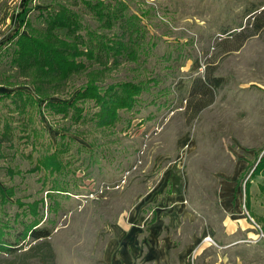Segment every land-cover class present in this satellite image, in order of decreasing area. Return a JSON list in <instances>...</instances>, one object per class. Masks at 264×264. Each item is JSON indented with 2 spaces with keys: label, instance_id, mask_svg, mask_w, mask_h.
<instances>
[{
  "label": "rangeland",
  "instance_id": "1",
  "mask_svg": "<svg viewBox=\"0 0 264 264\" xmlns=\"http://www.w3.org/2000/svg\"><path fill=\"white\" fill-rule=\"evenodd\" d=\"M23 1L0 0V53L18 28L15 14ZM125 1L131 11H147L144 24L156 46L145 65L124 63L101 78L104 85L142 81L147 88L133 109L119 111L115 125H69L58 116L41 122L34 109L23 111L0 93V126L15 135L5 150L12 167L28 169L49 149L73 162L71 170L85 158L76 172L83 178L79 194L53 198L56 264H161L149 261L153 230L155 247L169 241L168 261L193 243L189 264H264V191L261 175L251 176L264 147V28L232 51H225L233 44L223 34L249 27L247 12L260 10L264 0ZM30 6H42L41 0ZM205 71L225 81L212 102L196 111L186 88ZM84 81V73L73 76L68 90ZM18 82L14 89L32 92L26 78ZM3 91L7 87L0 84ZM84 107L89 116L96 111L92 102ZM65 130L75 144L66 151L59 139ZM76 143L86 148L80 155ZM3 160L0 180L14 185L17 196H45L42 173L11 177ZM173 167L182 176L180 194L166 193ZM246 181L252 218L244 206ZM239 218L247 220L246 229L227 235L229 220ZM206 242L210 247L196 255Z\"/></svg>",
  "mask_w": 264,
  "mask_h": 264
},
{
  "label": "trees",
  "instance_id": "2",
  "mask_svg": "<svg viewBox=\"0 0 264 264\" xmlns=\"http://www.w3.org/2000/svg\"><path fill=\"white\" fill-rule=\"evenodd\" d=\"M31 1L24 0L17 10L15 20L18 28L2 45L6 48L0 53V65L3 64L0 75L11 80L4 83L0 80V84L7 87V91L0 92L1 96L8 97L23 111L27 107L34 109L41 122L47 121L46 116H58L67 120L69 125L86 120L97 128L115 125L120 121L119 111L133 109L147 88L142 81L104 85L101 78L105 72L124 63L145 65L149 61L156 43L144 24L147 11H131L125 0H41L42 6L37 8L30 6ZM260 8L247 12V15L251 14L249 27L239 26L238 30L233 28L223 32L227 36L224 39H231L233 44L225 51L238 50L249 37L264 28V3ZM82 73L85 81L69 91L68 81ZM19 78H26L32 92L14 89ZM224 81L223 77L215 76L211 71L190 80L186 92L196 111L212 102L214 92L222 87ZM64 94L72 96L55 98ZM85 102H92L96 108L90 116L85 110ZM33 131L36 132V128ZM68 131L59 136L65 141V151L75 145L71 136L66 134ZM14 136L0 126V157L6 163V173L11 177L42 173L41 185L45 196H17L14 185L0 180V264H56L50 242L57 211L52 204L53 198L79 194L83 178L76 177V172L85 158L81 156L82 162L71 170L69 165L73 162L58 158L57 152L49 149L37 154L28 169L12 167L5 150L13 146ZM31 144L33 147L37 145L36 142ZM85 149L76 143L78 155ZM261 151L251 176L261 175L260 187L263 188L264 147ZM249 188V181H246L244 205L247 208ZM181 192L182 176L173 167L167 179L166 193Z\"/></svg>",
  "mask_w": 264,
  "mask_h": 264
},
{
  "label": "crops",
  "instance_id": "3",
  "mask_svg": "<svg viewBox=\"0 0 264 264\" xmlns=\"http://www.w3.org/2000/svg\"><path fill=\"white\" fill-rule=\"evenodd\" d=\"M261 178H262V176H261ZM259 189L264 191V188L260 187V182H259ZM244 192H245V189H244ZM248 195L250 196L249 192H248ZM248 206H249L248 208L246 206H245V208L249 213L250 202H249ZM249 216L252 218L250 213H249ZM251 218H250V220H251ZM247 225H248V222L245 218H239L236 221L229 220V223L227 224V227L229 228V233L227 232V235H230V234H233L234 232H236L237 231L236 229L238 227H241L242 230H245L246 228H244V227H246ZM154 232L155 231L153 230L152 237L149 240V261H152L153 263L154 262H158V263L160 262L161 264H189L187 261L185 262V259L191 253L193 243H186L182 249L178 250L176 253H173V256L171 255L170 261H168L169 256L167 254L168 253L167 250L171 247L169 245V241L165 240V241H163L161 247H155V242L157 240V237L155 235L156 233H154ZM249 233H251V232H249ZM209 245H211V243L206 242L202 247H199L196 255H199L202 251L206 250L207 249L206 247H210Z\"/></svg>",
  "mask_w": 264,
  "mask_h": 264
},
{
  "label": "built area",
  "instance_id": "4",
  "mask_svg": "<svg viewBox=\"0 0 264 264\" xmlns=\"http://www.w3.org/2000/svg\"><path fill=\"white\" fill-rule=\"evenodd\" d=\"M208 240H209L210 242H212V240H211L210 238H209ZM212 243H213V242H212Z\"/></svg>",
  "mask_w": 264,
  "mask_h": 264
}]
</instances>
